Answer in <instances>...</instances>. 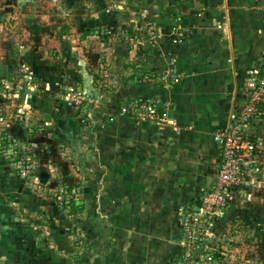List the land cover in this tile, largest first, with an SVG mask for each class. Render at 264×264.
I'll list each match as a JSON object with an SVG mask.
<instances>
[{
    "label": "rangeland",
    "instance_id": "obj_1",
    "mask_svg": "<svg viewBox=\"0 0 264 264\" xmlns=\"http://www.w3.org/2000/svg\"><path fill=\"white\" fill-rule=\"evenodd\" d=\"M91 1L0 0V82L5 86L0 87V160L7 167L0 182V264H96L97 257L109 249L114 227L127 229L129 222L118 219L126 225L114 223L115 218L102 210L99 200L85 195L79 186L80 171L92 154L95 127L104 125L110 116L128 115L162 124L171 117L168 100L150 96L147 102L156 106L151 115L141 110L121 112L119 106L126 101L117 103L113 97H104L103 87L109 84L104 78L109 71L114 72L110 68L98 72L99 54L106 46L97 39H81L83 23H74L71 18L91 13ZM113 2L110 0L102 10L106 13L112 8L129 17L124 12L127 9H116ZM260 2L264 6V0ZM114 30L123 50L134 51L135 42L119 27ZM150 33L156 39L161 32L152 27ZM86 49L93 56L83 64ZM263 55L264 50L261 59ZM116 68L120 76L130 72L123 71L121 65ZM92 70L101 77L94 74L92 82L86 84L83 73ZM153 72L144 69L139 83L154 82L165 89L175 85V72ZM259 72L257 64L241 74L232 89L236 106L229 125L222 127L237 129L255 140L240 152L239 167L223 166L213 141L216 154L209 168L211 175H207L209 182L190 184L182 203L168 214L169 223L178 229L174 234L164 233V264H176L184 257L189 258L188 262L184 258V264H264V114L250 111L251 97L264 92V73ZM89 87L94 91L89 92ZM79 100L82 104L77 106ZM243 108L247 113L243 111L236 124L235 114ZM5 131L12 139L8 146L2 143ZM66 185H71L73 192L66 193ZM62 195L66 200L73 195L78 211L75 221L67 207H60L57 198ZM133 264L158 261L145 258Z\"/></svg>",
    "mask_w": 264,
    "mask_h": 264
},
{
    "label": "crops",
    "instance_id": "obj_2",
    "mask_svg": "<svg viewBox=\"0 0 264 264\" xmlns=\"http://www.w3.org/2000/svg\"><path fill=\"white\" fill-rule=\"evenodd\" d=\"M113 1L112 7L127 9L124 12L129 17L112 8L105 13L102 7L110 0H92L93 12L71 16L72 22L83 23L81 39H97L106 46L99 54L98 72L109 68L114 72L105 75L109 84L103 87L104 97L129 103L151 96L170 101L172 113L163 124L118 115L95 127L92 154L80 171L79 186L85 195L99 200L102 210L115 218L114 223L125 226L117 220L128 219L130 226L114 227L109 249L97 257L96 264H133L145 258L164 264L165 234L178 229L169 223L168 214L182 203L192 183L209 182L207 175H211L209 168L216 154L212 132L229 125L236 106L232 89L241 74L261 60L264 6L260 0ZM115 26L140 48L133 46V51L126 47L124 52L123 42L115 39ZM150 27L161 32L156 39ZM175 33H182L179 42L173 41ZM85 53L83 64L93 56L87 49ZM120 65L123 71L130 70L126 76H120L116 68ZM144 69L157 75L172 71L180 78L166 89L154 82L139 83ZM98 72L85 71L86 84L94 74L101 77ZM93 89L89 87V92ZM89 120L88 126L93 122ZM6 168L0 160L1 183Z\"/></svg>",
    "mask_w": 264,
    "mask_h": 264
},
{
    "label": "built area",
    "instance_id": "obj_3",
    "mask_svg": "<svg viewBox=\"0 0 264 264\" xmlns=\"http://www.w3.org/2000/svg\"><path fill=\"white\" fill-rule=\"evenodd\" d=\"M182 36V33H177L175 35V37L173 38L174 42H179L178 41V37ZM172 77L174 78V82H178L179 81V75L175 73V75H172ZM151 79V78H150ZM2 84L1 88H5L4 84L2 82H0ZM251 100L253 102V106L251 107V113L252 114H256V102L258 101L259 97H251ZM82 102L79 100V102H77V106L81 105ZM156 106L153 103H148L147 100L145 101H140V102H134V103H126L124 105L119 106V110L121 112H129V111H146L149 112L151 115L156 111ZM244 111V112H243ZM242 112L243 113H247L245 112V109L243 108L242 111L238 110V114H235V117H237L236 119V124L239 122V120H241L242 117ZM155 119V117H153ZM251 138H247L246 136H244L243 134H241V132H239L237 129H225V128H221L216 130L215 134L213 135V141L217 144L218 148H219V158L221 160V162L223 161L224 165H230L232 164L233 166L239 167V159L241 156V151L243 150V148H245L246 146L250 147L251 145ZM232 180H230L231 182ZM224 190H227V187H224ZM200 210H202V207L200 208ZM187 216H192L190 213H187ZM195 216H199L200 213L198 212H194ZM188 219V218H187ZM198 219V218H196ZM196 222V220H195ZM190 231V230H187ZM191 234L189 233V238H191ZM189 254H187L188 256ZM185 258V257H184ZM184 258L182 260H178V262H176V264H184L185 261ZM207 258L211 259L210 254H207ZM188 257L185 258V260H187L188 262ZM195 260H197L198 263V258L196 257ZM195 262V261H194Z\"/></svg>",
    "mask_w": 264,
    "mask_h": 264
},
{
    "label": "trees",
    "instance_id": "obj_4",
    "mask_svg": "<svg viewBox=\"0 0 264 264\" xmlns=\"http://www.w3.org/2000/svg\"><path fill=\"white\" fill-rule=\"evenodd\" d=\"M263 56H262L261 61H259V63H258V69L260 70V72H259L260 74L264 73V57ZM261 62H262V64H261ZM1 86H2V84L0 85V87ZM256 111L258 112L259 115L264 114V92L260 95L258 101L256 102ZM237 114H238V111H237L236 115ZM8 137L9 136H8L7 132L5 131L3 134L4 141H2L4 146H8L10 144V142L12 141L11 137L10 138H8ZM71 188H72L71 185H69V186L66 185V189H65L66 193L67 192H69V193L73 192L71 190ZM57 199L59 200L58 202L62 203V206H60V207H62V208L67 207V213L70 214L71 216H73L74 217L73 221H75L76 220L75 218L77 217L78 211H77L76 207L74 206L75 202H74L73 195L70 197V200H66L64 195H62V197L58 196ZM64 204H65V206H64Z\"/></svg>",
    "mask_w": 264,
    "mask_h": 264
}]
</instances>
